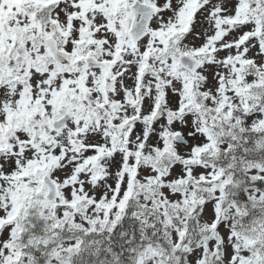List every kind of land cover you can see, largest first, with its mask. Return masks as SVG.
<instances>
[{"label": "snow or ice", "instance_id": "6c2138e0", "mask_svg": "<svg viewBox=\"0 0 264 264\" xmlns=\"http://www.w3.org/2000/svg\"><path fill=\"white\" fill-rule=\"evenodd\" d=\"M0 264H264V0H0Z\"/></svg>", "mask_w": 264, "mask_h": 264}]
</instances>
